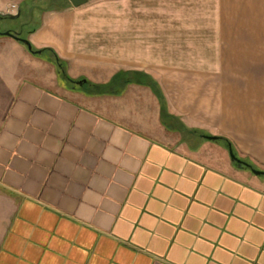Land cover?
Returning a JSON list of instances; mask_svg holds the SVG:
<instances>
[{
    "label": "crops",
    "instance_id": "0c3cea01",
    "mask_svg": "<svg viewBox=\"0 0 264 264\" xmlns=\"http://www.w3.org/2000/svg\"><path fill=\"white\" fill-rule=\"evenodd\" d=\"M52 1L14 33L120 93L74 88L51 52L0 35V264H264V176L229 154L264 171V0H216L194 70L111 48L86 4Z\"/></svg>",
    "mask_w": 264,
    "mask_h": 264
},
{
    "label": "rangeland",
    "instance_id": "374dc122",
    "mask_svg": "<svg viewBox=\"0 0 264 264\" xmlns=\"http://www.w3.org/2000/svg\"><path fill=\"white\" fill-rule=\"evenodd\" d=\"M53 4L52 0L27 3L19 18H0V32H16L32 14V22L24 27L27 32L39 20L41 11ZM216 4V0H89L84 19L111 48L137 44L140 50L149 49V57L156 63L194 70L209 68L205 63L212 56ZM80 88L90 90L88 86Z\"/></svg>",
    "mask_w": 264,
    "mask_h": 264
},
{
    "label": "trees",
    "instance_id": "16d2710c",
    "mask_svg": "<svg viewBox=\"0 0 264 264\" xmlns=\"http://www.w3.org/2000/svg\"><path fill=\"white\" fill-rule=\"evenodd\" d=\"M2 18L7 19V18H9V16L8 15H2ZM16 34L19 36V38L27 40V36H24L23 33H16ZM17 41L20 42L22 45H24L27 48V46L24 44V42L22 40H17ZM33 50H37V49L33 47ZM41 51H42V53L49 51L53 54L52 63L58 69V73L62 77H64L66 80H68L70 83H72L74 88H76L75 87V84H76L75 81H84L85 80V79L74 80V79L70 78L66 73L65 65H64L63 61L58 57V55L54 52V50L42 49ZM35 56H37V55H35ZM129 81H130V79L126 80L127 83ZM144 84L150 86L154 90V92L157 94V96L160 99L161 105H162V112L165 114L166 113V100H165V96L162 93L161 89L159 88L158 84H156L153 80H150ZM83 86H88L90 88V94L96 95V96L103 95V94H119L120 93V91L116 90L115 86H113V84L111 85V83L107 84V85H100V84H94L90 81H86ZM216 141L219 143H223V145L225 147H228L229 145H231V142L224 137L218 136L216 138Z\"/></svg>",
    "mask_w": 264,
    "mask_h": 264
},
{
    "label": "water",
    "instance_id": "95a60500",
    "mask_svg": "<svg viewBox=\"0 0 264 264\" xmlns=\"http://www.w3.org/2000/svg\"><path fill=\"white\" fill-rule=\"evenodd\" d=\"M68 1L75 8L81 7V6H83V5H85V4H87L89 2V0H68ZM8 16L11 19H15V18H17L19 16V13H17L16 15L10 14ZM0 18H2L1 14H0ZM0 35L9 36V37L14 38L15 40H22L24 42V44L27 46V49H28L29 52H31L33 55H38V56L42 55V51L41 50H33V47H32V44L30 43V41H28L26 39L19 38V36L16 33H14V32H10V31L0 32ZM85 82H86V80H84V81H75L76 85H79V86H82ZM205 138H207L209 140H216L217 137L205 136ZM229 154H230V158L234 162H236L238 165L245 166V167L249 168L251 170V172L254 175H256V176H264V171L255 169L250 164H248L247 162H244V161L240 160L235 155V153H234V151H233L231 146H229Z\"/></svg>",
    "mask_w": 264,
    "mask_h": 264
},
{
    "label": "built area",
    "instance_id": "2783aa9c",
    "mask_svg": "<svg viewBox=\"0 0 264 264\" xmlns=\"http://www.w3.org/2000/svg\"><path fill=\"white\" fill-rule=\"evenodd\" d=\"M15 7V6H14Z\"/></svg>",
    "mask_w": 264,
    "mask_h": 264
}]
</instances>
